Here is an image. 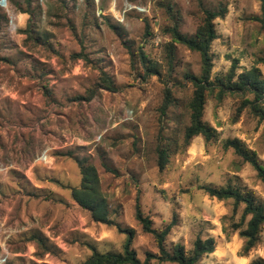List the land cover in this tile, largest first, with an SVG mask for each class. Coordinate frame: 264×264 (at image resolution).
Segmentation results:
<instances>
[{"label":"rangeland","instance_id":"374dc122","mask_svg":"<svg viewBox=\"0 0 264 264\" xmlns=\"http://www.w3.org/2000/svg\"><path fill=\"white\" fill-rule=\"evenodd\" d=\"M63 1L66 8L56 0H37L42 11L31 16L9 3L0 8L7 15V22H0L4 264H81L92 249L122 251L126 235L94 222L72 201L69 188L77 187L81 176L68 153L95 167L110 217L135 230L132 248L141 261L157 249L135 220L136 204L156 230L174 221L165 240L168 247L181 244L188 250L198 236L215 238L217 248L205 264H250L263 258L264 229L259 243L243 254L244 240L231 228L239 222L242 207L233 215L231 201H218L198 187L236 185L264 201V184L251 165L232 149L223 150L221 143L239 139L264 166V123L247 108L237 113V95L218 100L214 89L207 94L203 121L216 130L220 142L205 143L197 136L185 147L193 92L186 75L199 76L200 57L174 44L169 59L165 45L170 36L164 33L177 22L181 33L193 36L204 9L226 8L225 16L214 20L211 80L225 76L233 61L239 73L264 56V30L254 20L261 14L259 1ZM128 5L140 10H128ZM28 23L35 27L30 39L21 32ZM146 27L150 37L144 35ZM139 47L158 74H144ZM81 53L82 58H73ZM258 67L264 78V65ZM105 77L113 91L98 88ZM166 90L171 103L161 116ZM158 145L168 147L162 170Z\"/></svg>","mask_w":264,"mask_h":264},{"label":"trees","instance_id":"16d2710c","mask_svg":"<svg viewBox=\"0 0 264 264\" xmlns=\"http://www.w3.org/2000/svg\"><path fill=\"white\" fill-rule=\"evenodd\" d=\"M56 1L63 8H66L65 1ZM258 1L260 3L261 14L260 17H255L254 20L258 21L264 30V0ZM7 3L14 6L16 12L29 14L30 16L34 12L38 14V12L42 11L41 7L37 4V0H7ZM225 13L226 8L224 7H219L217 10L204 9L203 21L193 36L181 33L178 30L177 22L171 28L164 30V33L170 36V44L165 45L169 59H172L174 44L183 45L187 49L198 53L200 57L201 70L199 76L186 75V79L193 85V92L188 104L189 125L184 129L183 133V145L185 147L189 146L191 140L197 136H201L205 143L219 141L216 130L203 121L207 94L213 93L214 89L218 90V100L226 94L237 95L240 98L237 113L247 108L259 122L264 123V78L258 67V65H264V56L255 59L249 69H244L239 73L235 72L237 62L233 61L225 76L216 77L215 81L211 80L213 56L210 52V46L217 39L214 20L218 17H224ZM1 21L7 22V15H1L0 13ZM26 27L21 32L28 34V39H30L34 36L35 27L29 23ZM144 35L150 37L151 34L148 27L145 28ZM34 41L38 42L39 40L34 39ZM45 41L44 38L43 43ZM83 56L82 53L74 54L73 58H82ZM138 56L145 75L158 74L156 65L145 55L141 47H139ZM101 82L102 85L98 88H104L108 91L114 90V85L109 78H102ZM170 103L171 95L169 90H166L164 104L160 109L161 116L165 114V109ZM221 143L223 150L232 149L238 157L250 164L256 173L257 180L264 184V166L258 161L254 152L247 150L243 143L236 138L226 139L221 141ZM156 152L158 155V166L162 170L167 162L168 147L158 145ZM66 156L75 161L81 176L80 184L77 187L69 188L72 201L78 207L87 211L94 222L115 227L119 233L126 235L121 252H99L92 249L91 254L81 264H151L152 260L160 263L205 264L204 260L216 250V240L211 236H206L205 238L196 237L192 247L188 250L181 244L168 247L165 244V240L175 225L174 221L170 222L163 229L156 230L152 227V220L148 216H145L139 204H136L135 220L139 223L144 233L150 234L153 237L157 249V253H145V258L141 261L132 248L135 230L121 227L110 217L106 198L99 189V179L95 167L87 163L86 159H79L72 155V153H68ZM198 189L218 201H231L233 215L242 207L239 222L233 223L231 228L233 232H238L239 236L244 240L242 247L243 254L248 253L259 243L264 229V201L257 197L252 190L230 184L225 186L206 184L199 186ZM225 229L226 227H223V230ZM250 264H264V257L253 259Z\"/></svg>","mask_w":264,"mask_h":264},{"label":"built area","instance_id":"2783aa9c","mask_svg":"<svg viewBox=\"0 0 264 264\" xmlns=\"http://www.w3.org/2000/svg\"><path fill=\"white\" fill-rule=\"evenodd\" d=\"M6 5H7V0H0V8H5ZM127 9L128 10H130V9L140 10L139 8H137L135 6H132V5H128ZM44 159H45V156H44ZM6 260H7L6 257L5 258H0V264H4L6 262Z\"/></svg>","mask_w":264,"mask_h":264}]
</instances>
